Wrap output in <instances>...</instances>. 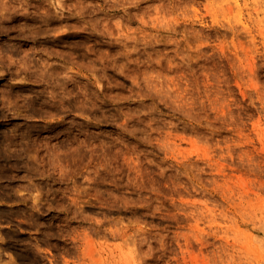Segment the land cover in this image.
<instances>
[{"label": "clouds", "instance_id": "obj_1", "mask_svg": "<svg viewBox=\"0 0 264 264\" xmlns=\"http://www.w3.org/2000/svg\"><path fill=\"white\" fill-rule=\"evenodd\" d=\"M256 7L264 13V0H0V184L16 182L0 189V204L23 205L0 213V264H23L28 249L9 246L17 243L48 252L49 264H86L82 244L92 239L131 249L127 264L163 254L168 231L158 222L172 217L162 190L176 179L164 176L166 145L219 129L208 120L215 81L151 78L182 64L153 67L163 55L147 49L192 35L201 42L191 51L211 48L203 55L216 63L222 34L209 33L224 28L235 39L241 13L254 22ZM255 177L264 189V163ZM241 222L253 242L224 248L234 264H264V210Z\"/></svg>", "mask_w": 264, "mask_h": 264}, {"label": "rangeland", "instance_id": "obj_2", "mask_svg": "<svg viewBox=\"0 0 264 264\" xmlns=\"http://www.w3.org/2000/svg\"><path fill=\"white\" fill-rule=\"evenodd\" d=\"M252 16L254 22H245L241 13L240 23L236 25L241 29V34L235 39H232L231 31L212 29L209 35L216 32L222 34L218 50L214 52L216 63L211 57L205 58L203 55L212 52L211 48L191 51L201 42L192 35L182 40L179 47L173 43H156L154 49H147L163 55L159 65L153 67L168 68L173 63L182 64L179 70L174 68L170 72L147 73L151 78L166 76L173 80L178 74L185 86H191L193 82L202 85L205 80L215 81L212 84L215 91L208 97L211 102L208 120L213 121V129L219 130H201L210 139L184 134L166 145L165 151L171 158H166L162 166L172 167L164 176L176 179L166 182L161 200L172 218L158 222L168 231L163 254L156 253L145 264H234L231 252L224 245H250L254 240L255 233L250 236L243 231L246 225L241 222L247 215L259 217L264 210V189L258 187L259 181L255 177L260 163H264V116L261 115L264 113V44L261 42L264 13L256 7ZM204 19L209 23L214 22L211 15H206ZM218 19L215 17V20ZM224 19L231 23L228 16ZM191 27L181 25L178 31ZM145 30L149 33L156 31L154 28ZM199 31L203 33L205 30ZM238 102L240 106L233 107ZM217 113L222 115L217 118ZM133 164L135 166V162ZM185 172L187 175H179ZM9 183L16 182L6 180L0 184V189ZM153 191L160 189L154 186ZM164 195L170 196V199L165 200ZM12 199L9 197L7 203L0 204V213L23 207L11 204ZM173 200L176 201L175 205ZM51 215L63 217V213ZM120 227L123 225H117V230ZM18 239L26 241L30 235L20 233ZM255 243L259 245L260 241ZM9 246L17 251L28 249L23 253V264H49L51 259L48 252H40L24 243ZM82 247L86 251L80 256L86 264H127L132 257L131 249L124 251L120 243L111 239L86 240ZM154 247L160 245L154 244ZM50 251L56 254L55 249ZM210 252L215 254L210 256ZM52 264H55L54 260Z\"/></svg>", "mask_w": 264, "mask_h": 264}]
</instances>
